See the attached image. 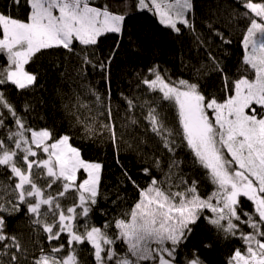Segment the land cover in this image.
Returning <instances> with one entry per match:
<instances>
[{
    "label": "snow or ice",
    "instance_id": "6c2138e0",
    "mask_svg": "<svg viewBox=\"0 0 264 264\" xmlns=\"http://www.w3.org/2000/svg\"><path fill=\"white\" fill-rule=\"evenodd\" d=\"M25 3V19L0 13V57L6 61L0 65V172L7 174L0 180V264H86L82 251L91 258L87 264H203L195 252L182 256L191 226L201 218L224 239L242 242L227 264H264V0H234L232 19L247 22L240 75L232 78L209 54L212 70L221 74L222 98L206 95L198 83L166 79L155 68L149 69L151 78L141 80L146 94H157L139 107L161 152L152 166L164 179L144 168L150 179L142 187L125 170L138 198L101 225L93 223L92 212L101 196L102 163L85 160L70 135L32 126L26 115L31 105L18 108L7 93L24 95L37 86L38 76L27 66L47 50L76 56L82 77L88 67L106 73L111 56L100 59L95 49L102 37L122 35L127 12L95 6L93 0ZM121 4L127 9V0ZM134 7L153 11L160 24L176 33L182 25L195 34L193 0H135ZM212 31L222 43H231ZM82 87L95 97L97 109L104 106L99 93ZM139 99L124 97L127 112L136 110ZM161 104L175 111L177 127L169 125ZM73 108L75 123L89 139L107 132L118 148L110 106L93 115L77 96ZM105 112L106 120H99ZM129 123L138 120L131 117ZM178 148L187 149L193 165L204 170L210 192L202 194L197 180L179 175ZM19 213L27 218L39 253L30 259L21 236L8 231V218Z\"/></svg>",
    "mask_w": 264,
    "mask_h": 264
},
{
    "label": "trees",
    "instance_id": "16d2710c",
    "mask_svg": "<svg viewBox=\"0 0 264 264\" xmlns=\"http://www.w3.org/2000/svg\"><path fill=\"white\" fill-rule=\"evenodd\" d=\"M93 3L101 7L107 4L113 11L127 12L122 35L108 34L102 37L95 49L96 56L100 59L111 56L107 72L101 73L88 67L87 76L82 77L77 73L80 62L76 56L67 54L63 49L47 50L38 54L27 66L28 71L37 74V86L24 95L11 89L7 95L18 108L22 109L25 103L31 105V111L26 115L32 126L51 128L56 135H70V143L81 150L85 160L102 163L101 196L92 212L93 223L101 225L105 220L118 215L121 209H127L138 198L137 190L124 175L125 170L142 187L150 179L144 174V168H150L153 176L164 179V173L152 166L153 157H160L161 152L156 139L146 131V121L143 119L145 110L139 107L144 99H151L157 94H146L141 80L151 78L149 69L155 68L166 79H185L198 83L206 95L222 98L224 93L221 74L212 70L209 54L216 58L232 78L240 75L243 57L241 38L247 22L232 19L233 9L236 7L234 0H193L191 19L195 34L182 25H179L180 33L172 31L159 23L153 11L136 10L135 0H127V9L121 4V0H93ZM0 13L25 19L28 6L25 0H19V3L0 0ZM209 24L212 29L223 33L231 43H222L209 28ZM196 34L200 36L199 41ZM4 63L5 59L0 57V65ZM82 85L94 89L100 94L104 106L111 107L112 123L120 137L118 148L112 144L107 132L89 139L75 123L71 112L75 111L73 105L77 96L93 108V115L97 111H105L104 106L97 109L95 97L86 95V88ZM124 97L134 100L140 98L134 112H127ZM161 107L169 125L177 127L175 111L166 104H161ZM131 117H135L138 124L131 125ZM99 120H106V112L99 116ZM176 158L182 161L179 175L189 181L197 180L202 194L212 190L203 174L204 170L193 165L187 149L178 148ZM117 159L120 164L116 163ZM162 159L167 171L168 157L165 155ZM6 178L7 174L0 172V180ZM191 227L192 231L183 245L182 256H191L195 252L203 264H227L232 251L237 247L243 248L241 241L224 239L203 218ZM8 231L21 236L30 249L29 259L31 253L39 254L32 243L31 229L23 213L8 218ZM206 244L211 247H205ZM80 258L86 264L91 260L84 251L80 253Z\"/></svg>",
    "mask_w": 264,
    "mask_h": 264
},
{
    "label": "rangeland",
    "instance_id": "374dc122",
    "mask_svg": "<svg viewBox=\"0 0 264 264\" xmlns=\"http://www.w3.org/2000/svg\"><path fill=\"white\" fill-rule=\"evenodd\" d=\"M157 18H158V16H157ZM158 20H159V18H158Z\"/></svg>",
    "mask_w": 264,
    "mask_h": 264
}]
</instances>
